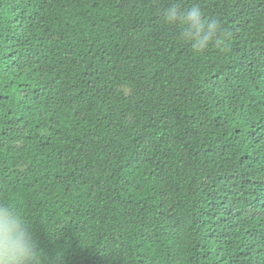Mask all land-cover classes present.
<instances>
[{
  "label": "trees",
  "instance_id": "obj_1",
  "mask_svg": "<svg viewBox=\"0 0 264 264\" xmlns=\"http://www.w3.org/2000/svg\"><path fill=\"white\" fill-rule=\"evenodd\" d=\"M8 198L43 264H264V0H0Z\"/></svg>",
  "mask_w": 264,
  "mask_h": 264
},
{
  "label": "clouds",
  "instance_id": "obj_2",
  "mask_svg": "<svg viewBox=\"0 0 264 264\" xmlns=\"http://www.w3.org/2000/svg\"><path fill=\"white\" fill-rule=\"evenodd\" d=\"M161 19L165 25L177 26V38L190 42L196 52H204L211 44L223 45L228 37L220 21L206 17L198 3L187 8L172 3ZM0 264H43L29 222L10 198L0 200Z\"/></svg>",
  "mask_w": 264,
  "mask_h": 264
}]
</instances>
